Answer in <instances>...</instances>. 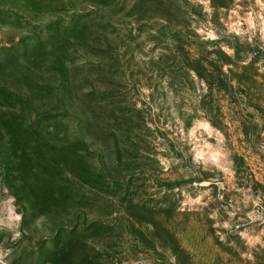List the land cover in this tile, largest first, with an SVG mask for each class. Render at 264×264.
<instances>
[{"label": "rangeland", "instance_id": "1", "mask_svg": "<svg viewBox=\"0 0 264 264\" xmlns=\"http://www.w3.org/2000/svg\"><path fill=\"white\" fill-rule=\"evenodd\" d=\"M0 264H264V0H0Z\"/></svg>", "mask_w": 264, "mask_h": 264}]
</instances>
